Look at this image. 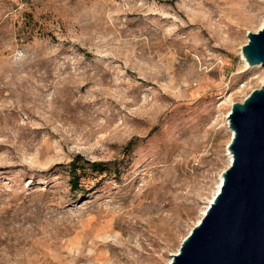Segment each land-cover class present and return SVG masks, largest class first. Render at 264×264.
I'll return each mask as SVG.
<instances>
[{
    "label": "rangeland",
    "instance_id": "1",
    "mask_svg": "<svg viewBox=\"0 0 264 264\" xmlns=\"http://www.w3.org/2000/svg\"><path fill=\"white\" fill-rule=\"evenodd\" d=\"M264 0H0V264H167L229 166ZM101 162L72 189L73 160Z\"/></svg>",
    "mask_w": 264,
    "mask_h": 264
},
{
    "label": "water",
    "instance_id": "2",
    "mask_svg": "<svg viewBox=\"0 0 264 264\" xmlns=\"http://www.w3.org/2000/svg\"><path fill=\"white\" fill-rule=\"evenodd\" d=\"M247 36L243 57L264 65V26ZM228 119L232 159L221 186L167 264H264V83Z\"/></svg>",
    "mask_w": 264,
    "mask_h": 264
},
{
    "label": "trees",
    "instance_id": "3",
    "mask_svg": "<svg viewBox=\"0 0 264 264\" xmlns=\"http://www.w3.org/2000/svg\"><path fill=\"white\" fill-rule=\"evenodd\" d=\"M79 159L80 158L76 157L68 167V172L70 175V184L72 189H78L80 187V180L87 170L98 173L107 171V167L101 162H82V160Z\"/></svg>",
    "mask_w": 264,
    "mask_h": 264
},
{
    "label": "bare ground",
    "instance_id": "4",
    "mask_svg": "<svg viewBox=\"0 0 264 264\" xmlns=\"http://www.w3.org/2000/svg\"><path fill=\"white\" fill-rule=\"evenodd\" d=\"M263 26H264V19H263V21L261 22L260 28L263 27ZM242 56H243V54H242ZM243 58H244V57H243ZM244 59H245V58H244ZM255 66L258 67L259 64H256ZM248 67L250 68V67H252V66H251V65H248ZM263 81H264V79H263ZM228 115H229V114H228ZM228 115H227V116H228ZM228 120H229V119H228ZM231 133H232V135H233V131H232V130H231ZM229 158H230V162H231L232 155H231L230 152H229ZM222 181H223V176H222V174H221L220 179H219V182H218L217 187H216V190H215V192L213 193V196L210 198L209 202H207L208 204L206 205V207L203 209V211H202V215H204V213L206 212V210H207L209 204L211 203V201L213 200L215 194H216L217 191L219 190ZM201 218H202V217H201ZM201 218L198 219V222L200 221ZM198 222H197V223H198Z\"/></svg>",
    "mask_w": 264,
    "mask_h": 264
}]
</instances>
